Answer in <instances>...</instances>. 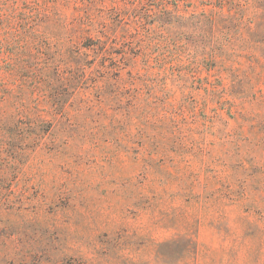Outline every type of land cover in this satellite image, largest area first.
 Masks as SVG:
<instances>
[{
  "label": "rangeland",
  "instance_id": "1",
  "mask_svg": "<svg viewBox=\"0 0 264 264\" xmlns=\"http://www.w3.org/2000/svg\"><path fill=\"white\" fill-rule=\"evenodd\" d=\"M0 264H264V0H0Z\"/></svg>",
  "mask_w": 264,
  "mask_h": 264
},
{
  "label": "trees",
  "instance_id": "2",
  "mask_svg": "<svg viewBox=\"0 0 264 264\" xmlns=\"http://www.w3.org/2000/svg\"><path fill=\"white\" fill-rule=\"evenodd\" d=\"M29 77H31L33 79V81H35L36 86H42L43 84H45V81L48 80L49 77H51V76H49L46 73H40V75H39L36 71H34L32 74L29 75ZM20 115H23V112ZM26 115L33 117V119H34L33 123L36 127H40L46 123L45 119L43 118V116H41L40 113L34 112V114H31V113L27 112ZM9 124L10 123L6 120L1 125V128L6 131ZM48 130H49V127L48 128L46 127L44 129H42V132H46Z\"/></svg>",
  "mask_w": 264,
  "mask_h": 264
}]
</instances>
